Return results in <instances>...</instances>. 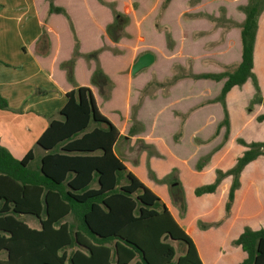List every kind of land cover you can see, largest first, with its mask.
<instances>
[{"label":"trees","instance_id":"obj_1","mask_svg":"<svg viewBox=\"0 0 264 264\" xmlns=\"http://www.w3.org/2000/svg\"><path fill=\"white\" fill-rule=\"evenodd\" d=\"M31 1L49 43L44 56H33L64 92L66 101L60 109L61 119L51 120L37 138L36 144L46 151L38 163L30 165L34 160L31 149L16 159L0 145V253L5 254L0 257V264H203L194 241L164 200L113 150L129 117L130 90L145 78V74L131 77L130 66L140 55L153 54V45L165 49L164 32L157 31L155 19L161 14L164 26L172 32L179 30L183 41H190L191 30L183 27L187 21L182 17L186 0ZM224 2L227 14L237 25L234 41L227 40L216 47L210 57L224 66L234 64L235 68L227 71L216 65L195 63L191 78L201 87L205 85L203 80L218 84V93L212 94L209 101L210 106L220 105L223 118L213 136L225 125V141L230 122L226 96L236 89V96L245 97L244 105L238 110L247 112L245 106L250 94H237L238 88L248 80L257 86L255 73L259 71L261 58L264 61V49L260 48L264 47V32L258 24L264 0ZM136 3L138 10L133 11L132 4ZM119 13L128 19L126 31L130 37L112 42L106 29ZM185 50L186 55H171L148 67L157 68L176 60L182 64L186 58L199 54L196 47ZM69 62L70 76L65 68ZM96 72L111 83L106 97L92 80ZM193 95L195 100L188 106L201 97ZM263 103L258 104L260 109ZM6 108L7 101L0 97V110ZM166 114L173 117L168 111ZM164 115L160 113L157 129L170 132L180 127L176 119L177 126L173 128L161 123ZM248 115L241 121L245 126L237 141L245 149L231 166H219L211 182L197 184L193 189L197 197L214 193L222 179L231 176L224 206L226 213L230 211L242 170L259 156L264 157V140L253 137L247 141L242 136L251 124L264 122V111L256 115L253 123L248 121ZM91 124L94 125L90 127ZM248 135L252 137L251 133ZM179 158L188 157L179 155ZM155 163L151 162L152 169L161 177L163 171L157 173ZM171 165V162L167 164ZM196 168L201 169L202 164L197 163ZM184 170L180 169L181 194ZM22 214L35 217L38 227L20 219ZM169 240L180 242L183 252L176 255ZM232 243L245 253L235 264H264V227L245 226Z\"/></svg>","mask_w":264,"mask_h":264},{"label":"rangeland","instance_id":"obj_2","mask_svg":"<svg viewBox=\"0 0 264 264\" xmlns=\"http://www.w3.org/2000/svg\"><path fill=\"white\" fill-rule=\"evenodd\" d=\"M198 1H201L200 4ZM206 1L208 0H186V3L183 4L182 17L185 18L187 24L189 22V25L183 23V27L189 31L191 30L190 41H183L179 36V28H177L178 31L172 32V29L164 26L161 23V14L155 19L157 31L164 32L165 49L164 47L161 48L153 45L154 62H160L172 56L176 57L179 54L180 56L186 55L185 49L194 47H196L199 54L198 56L194 55V57L190 56L186 58L182 64L176 63V60L157 68L154 66L146 67L134 75L130 72V66L128 73L131 77H140L145 74V78L138 83L137 87L131 89L129 93L131 106L128 120L123 129V134L128 136V140L121 137L115 144L116 155L127 159L125 160L127 164L130 167L133 165V169L136 172L146 174L147 177H150L151 181L169 188L168 201L169 199L170 201L168 203L172 209H176V212L184 211L186 204L193 212L206 211L215 205V201L221 195L222 187H219L214 194L212 193L211 197L196 200L195 198L197 197L193 194L194 186L211 182L215 175V170L219 166L220 168H224L233 164V160L245 149L244 146L237 144L241 126L244 124L241 121L244 120L247 113L249 114L248 121L253 123L256 115L264 111V103L261 104L262 109L259 108L261 103L260 97L262 98L264 94V61L261 58L259 71L255 73L257 86L248 80L245 85L238 88L240 92L237 94H250L247 95L248 100L245 106L247 112L243 110L239 112L240 110H238L244 105L245 97L236 96V93H234L236 89L230 90L228 94H235L232 96L233 103L230 105V110L232 113L236 112V114L232 115L233 120L230 117L228 137L224 141L225 125L221 126L216 136H213L217 124L223 118L220 105L215 104L210 106L212 103L209 101L212 94L218 93V84L211 80H203V84L205 85L201 87L188 76L189 73L193 72V65L195 63L216 65L221 70L227 71H232L235 68L234 64L221 65L216 59L210 57V53H214V49L224 45L227 40L229 43L234 41L235 32L233 31L237 25L232 22V17L227 14V6L225 7V4H223L225 3L224 0H209L208 3ZM215 1L218 3L215 4ZM138 7L137 3L132 4L133 11L138 10ZM262 12L258 21L262 17ZM123 14L119 13L115 15L114 22L106 29V35L112 42H116L122 37H130L126 31L128 19ZM196 22L198 24H195ZM186 33L188 32L186 31ZM260 48L262 49L263 47ZM220 50L224 49L219 48ZM92 80L97 85L99 93L108 96L111 83L100 72H96ZM193 94H200L201 97L197 102L195 101L192 105L188 106L189 103L195 100V95ZM237 101L239 103L236 104ZM202 106H206V108ZM166 111L170 112L173 117L170 118L166 114ZM160 113H165L161 118V123L167 126L170 125L173 128L177 126L176 120H178L180 127L171 129L170 132L164 129H157L155 126L157 120L160 118ZM239 114L241 115L239 116ZM150 120H154V124H151ZM93 125L91 124L90 127ZM249 133H251L252 137L248 135ZM184 135H186L185 139ZM242 136L247 141H250L253 137L264 138V122L251 124ZM33 150L36 155H39L43 151L38 146H34ZM179 155L182 157L187 155L189 159L179 158ZM192 156L195 157L193 161L191 159L192 163H190L189 160ZM38 161L39 159L35 157L30 165H34ZM154 161L158 168L157 173L163 171L161 173L163 175L159 178L156 171L152 169L151 162ZM170 162L172 165L169 167L167 164ZM197 163L202 164V168L199 170L196 168ZM258 164L255 163L248 169L245 181L248 182L251 176L257 177L253 179L256 182H260L264 187V161H258ZM165 165L169 168L164 167ZM182 167L186 169L182 171V177H185V180H182L183 194H181L179 188L181 186L180 169ZM189 168H193L203 174L199 175L198 172L195 174ZM141 179L143 180V178ZM159 196L167 201V197L164 195L160 194ZM224 197H226L227 201V193H225ZM220 211V208L217 209L213 217L208 219L209 221L204 219V215L200 216L197 225L203 227L215 224L217 222L214 221L215 218H217L216 220L221 219L219 217L221 215ZM19 218L30 226L38 225L37 219L32 215L22 214ZM212 229V235L209 237V240H211L210 244L213 245V248H220L222 246L221 249L224 250L226 248L224 247L226 243L225 232L221 229V226L213 227ZM169 242L175 247L176 255L183 252L184 246L180 242L171 240ZM226 245L234 247L230 243H226ZM228 252L224 253L228 254ZM4 255L3 252L0 253V257H4ZM233 255L231 253V256Z\"/></svg>","mask_w":264,"mask_h":264},{"label":"crops","instance_id":"obj_3","mask_svg":"<svg viewBox=\"0 0 264 264\" xmlns=\"http://www.w3.org/2000/svg\"><path fill=\"white\" fill-rule=\"evenodd\" d=\"M263 14L264 10L258 24L264 32ZM29 47L32 48L33 52ZM48 48V37L42 28V23L36 17L32 1L0 0V97L7 101V108L0 110V145L6 148L16 159H21L30 149L34 153V159L35 157L39 159L46 151L36 144L37 138L51 120L61 119L60 109L65 104L66 96L51 79L50 75L38 65L33 56L34 54L44 56ZM71 65V62L65 65L68 76L71 75ZM188 77H191V73ZM232 96L233 94H227L226 96L231 120L230 105L233 99ZM263 102L264 94L261 103ZM150 122L154 124V120H150ZM121 137L128 140V136L123 134V131L117 141ZM260 139L264 140V138ZM115 144L113 147L114 153ZM34 146L40 147L43 151L36 155L33 150ZM118 157L136 175L141 176L137 175L140 179L143 178L144 181L141 180L149 188L157 194L167 197L166 201L160 196L177 222L194 241L203 264H235L241 261L245 257V253L232 241L242 232L245 226L252 229L264 227V187L260 182L253 179L257 177L251 176L248 182L245 181L248 169L255 163L259 165L258 161H264L263 156H259L250 162L240 173L239 186L235 190L234 199L228 213H225L224 209L226 202L224 195L228 192L231 184V176L223 178L216 188L217 190L222 187L221 195L215 201L217 206L214 205L206 211L193 212L186 204L184 211L176 212V209H172L168 203L170 201V199L168 201L169 188L151 181L146 174H139L133 169V165L130 167L127 164V161H125L127 159ZM198 174L203 173L198 172ZM206 194L211 195L202 194L196 196L195 199L200 200L212 196V193ZM219 208L221 209V215L219 214L221 219L216 220L217 218H215L214 221H217L215 224L203 227L197 225L200 216L204 215V219H211L214 212L216 213ZM217 226H221V229L225 232L226 243H230L234 247H228L225 243L224 247L226 248L224 250L221 249L222 246L213 248L209 237L212 235V228ZM32 227H38V225ZM226 251H229L228 254L224 253ZM231 253L234 254V257L231 256Z\"/></svg>","mask_w":264,"mask_h":264},{"label":"water","instance_id":"obj_4","mask_svg":"<svg viewBox=\"0 0 264 264\" xmlns=\"http://www.w3.org/2000/svg\"><path fill=\"white\" fill-rule=\"evenodd\" d=\"M154 62V55L150 52H146L140 55L137 60L131 65V74L134 75L138 71L150 66ZM91 110H93L91 108Z\"/></svg>","mask_w":264,"mask_h":264}]
</instances>
